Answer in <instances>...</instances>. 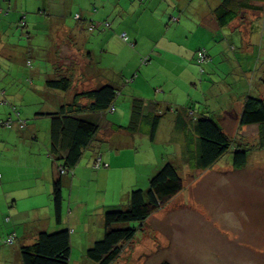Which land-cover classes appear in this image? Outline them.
Wrapping results in <instances>:
<instances>
[{
  "label": "crops",
  "instance_id": "1",
  "mask_svg": "<svg viewBox=\"0 0 264 264\" xmlns=\"http://www.w3.org/2000/svg\"><path fill=\"white\" fill-rule=\"evenodd\" d=\"M128 1V3H125L123 0H108L102 3L100 11L102 13L103 10L111 8L109 10L110 15L106 16L108 14L107 11L101 17L103 22L110 21L111 31L107 32V30H104L106 27L102 28V30L106 31L104 32L105 34H109L108 38L110 40L118 39L121 41L120 35L125 33L128 40L133 44L130 45L128 43V45L131 48L137 47L136 51L131 52V58L135 63L128 73L131 74L132 80H126L128 77L123 78L125 74L123 69L117 66L115 69L112 65L106 69L109 72L108 77H105L106 73L98 72L100 68H96L93 65L91 52L85 48L77 49L79 50L78 53L72 51L70 45L76 43L73 42V39L76 38L73 36L69 37L64 33L53 38L54 45H51L50 50L55 49L54 53L46 49L45 55L49 61L47 67L35 68L32 65L29 69H33L26 72L25 82L29 87L24 86L21 90L8 94L7 89L2 87L3 84L0 83V118L12 116L11 110H9L7 105L10 103V108L14 107L17 111L19 109L16 104L21 105L22 108L24 107L25 116L22 115L21 111H18L19 116L29 121L23 131L19 129L7 131L0 128V215L2 216V219L0 218V245H2L1 239L4 238V241H6L11 235H15L13 244L8 246H13L17 242H19V246H15L7 255L9 254V257L13 256L16 261H20V264H23L21 247L28 246L26 244H33L41 231L52 232L57 229L68 228L71 230L70 239L72 234H75L70 224L73 220L79 223L82 216L79 215L81 217L79 218L77 216L78 212L74 213L70 210V218L65 217L64 200L69 198L70 206L73 205V202L81 205L82 202H85V199L82 200V193H85V188L82 185H86V178L88 179L90 176L93 181L92 184L95 182L94 185L96 187L104 178L107 177L108 180L111 169L105 170L104 164H109L108 162H110L111 153L106 152L109 148L113 149L114 146L120 144V141H130L133 138L135 140L137 135H144L148 139L146 132L130 133L125 129L112 130L108 128V125L103 127L92 145L84 152L78 165L64 176L62 224L57 225L55 223L53 207L51 209L52 212L38 213L41 207L35 203L39 201L37 198L52 202L51 186L53 179L51 158L49 156L50 120L47 117L38 115V113L56 111L63 103L71 100L75 90L95 88L104 84L116 85L119 88L116 102L120 100L121 107L125 108L127 104L128 119L130 102L134 99L142 100L144 103L155 101L162 110L166 111L157 128L155 139L150 142H152V145L156 142V144H159L158 141L161 140L165 145H169V143L178 145L180 158L178 160L176 157H171L172 154L168 155L167 153H151L153 156L152 160L144 163V166H152L153 168L147 174L144 185L149 183L152 175L165 162L169 161L174 163L177 169L182 164L189 171L188 180H190V185L193 187H196V183H198L197 186L213 188L217 183L220 184L224 181L222 178L238 170L233 168L232 162L224 164L223 166L225 167L222 168L221 165L219 166V161L208 169H197V167L193 166L194 162L191 163L192 161H189L191 152H188L186 146L189 140H194L195 143L198 140L194 131L195 124L198 117L204 114L216 121L228 137L229 134H238L236 138H244L242 133L248 131V127L252 128V125L241 126L240 116L243 102L248 95L264 99V61L261 63L262 66L259 65L260 62L259 64L256 63V68L253 70H251V67L255 64L254 59L251 62L252 65L245 62L246 67L243 63H239V60H242L241 58L246 56L253 57L255 52L253 48L248 49L249 40L251 39L252 41L253 38L250 35H246L247 38L244 36L242 26L247 25L246 20H249L250 17L248 15L246 19V13L256 14L263 12L264 0L262 2L252 1L254 5L262 6L260 11L244 10L239 17L226 26L219 25L214 13L222 0H146L141 5L135 4L134 0ZM148 1L150 2L149 4ZM122 6H128V11L131 14L129 13V15L125 16L126 8ZM159 6H162V8ZM123 13L124 15L121 17ZM97 16L99 17L100 15ZM119 19L121 22L118 25ZM262 21V24H258V26L263 28L264 34V21ZM64 23H66V20H59L53 24L56 27H64ZM31 24L36 27V22ZM124 26H127V29ZM258 26H254V28H258ZM100 27L103 26L101 25ZM234 33L238 36L240 45L239 42L237 46L234 45L231 36ZM29 38L30 35L26 39L29 40ZM17 40H19V43L14 44L12 42L10 44L9 39L2 37L0 32V56L5 59L12 58L11 60H17L15 56H18V59L27 65L28 58L31 56L26 54L29 51V47L23 46L25 37ZM122 41L127 43L124 40ZM193 41H196L198 45L195 49H190V44ZM211 43L212 47L208 48ZM109 44L108 41V50H110ZM200 44H204L203 48L212 57V63L204 66L205 74L200 73L199 66L195 60L196 51L200 48ZM216 45H218L219 49H214ZM62 52L64 60L68 58H70V61L74 58L79 59L78 65L74 67L75 70H79V79L75 80L73 78V69L71 67L67 68L66 65L68 63L64 62V67L61 66L62 63L59 62L61 59L56 54H61ZM230 52L236 55L235 59L238 62L228 60V53ZM146 58L148 60L145 62ZM140 60L144 65L138 70L137 65H140ZM218 60H225L230 64L231 68H225L224 72H222L221 69L219 70L216 67ZM162 68L165 71H161ZM3 73H5L4 70L0 69V76ZM58 74L72 76L73 88L71 91L66 93L47 88L46 81ZM217 74L218 76H216ZM112 76H115V78H112ZM20 77L22 79L23 76L20 75ZM82 79L89 81L84 83ZM1 81L2 79L0 78ZM130 81L131 83H129ZM116 102L114 113L117 111ZM148 107L145 106L144 112L149 111ZM170 108L171 111L168 110ZM121 113L123 114V111ZM102 114L104 113L101 112L96 115L98 118L102 117L104 121L108 122V116ZM254 127L257 130L256 126ZM16 139L30 141L34 146L32 148H22V151L19 150L20 153H17V150L10 147V142ZM242 142L249 146L247 142ZM194 146L196 152L197 145ZM31 155H36V164L34 166H36V170H43V176L40 179L33 176L25 184L24 180L21 181L22 174L14 176L12 168L15 172H18L21 166L25 165L24 167H27L32 163L30 160ZM98 156H100L103 166L95 171L93 164ZM131 180H137L135 174ZM181 180H183L182 177ZM182 186L184 187L183 183ZM96 192L98 195L97 188ZM24 202L30 205L29 211H31V214L29 213L27 218L24 217V212H26L24 210ZM114 206L96 207L93 208L95 210L94 215H84L83 217H91L85 218V230L88 231L90 227L96 226L102 233L104 213L107 209L114 208ZM201 212L204 213L202 215L207 216L206 213L210 211L203 209ZM1 220L4 221L2 222ZM18 225L23 227L22 230L19 229ZM96 240L92 237V233L88 231L81 241H84L88 247ZM4 241L3 244L6 246Z\"/></svg>",
  "mask_w": 264,
  "mask_h": 264
},
{
  "label": "rangeland",
  "instance_id": "2",
  "mask_svg": "<svg viewBox=\"0 0 264 264\" xmlns=\"http://www.w3.org/2000/svg\"><path fill=\"white\" fill-rule=\"evenodd\" d=\"M106 1L108 0H0L1 36L7 37L10 44L12 42L14 44L19 43L17 39L25 37L23 46L29 47L26 54L31 55L28 58L31 66L22 63L18 56H15L17 60L5 59L0 56V69L5 72L0 76L2 79L0 83L3 84L2 87L7 89V93L19 91L24 86L29 87L25 82L26 72L33 69H29L32 65L35 68L47 67L49 61L45 53L50 50L51 45H54L53 38L64 33L69 37L76 38L73 39V42L76 43L70 45L72 51L78 53L80 49L85 48L91 52L93 65L100 68L98 72L102 74L105 72L107 74H105V77H108L109 72L106 69L112 65L115 69L117 67L123 69V72H125L123 78L128 77L126 80H132L131 74L128 73L135 63L131 58V52L136 51L137 47L131 48L128 43H123V39L121 41L118 39L110 40L108 38L109 34H105L106 31L104 30L111 31L112 27L102 30L105 27L96 26L93 30H88L90 21L100 23L103 22L101 17H103L104 12L108 11L106 16L110 15L109 10L111 8L103 10L102 13L100 11L102 3ZM123 1L125 3L129 2L128 0ZM134 2L141 5L146 0H134ZM122 7L126 8L125 16L131 14L128 11V6ZM159 7L162 8V6ZM40 10L42 13L39 12ZM77 15L81 17V21L76 20ZM123 15L124 13L121 17ZM248 15H250L249 20H246L247 25L242 26V31L246 38L249 35L253 38L252 41L249 40L248 49L253 48L255 52L253 57L241 58L242 60H239V63H243L246 67L245 62L251 64L254 59L255 64L251 67V70H253L256 68V63L259 64L260 62L259 65L262 66L261 63L264 61L263 28L258 26V24H262V20L264 21V10L262 13H246V19ZM57 17L62 21L66 20V23L63 24L64 27L54 26L52 21H56ZM33 22H36V27L32 26L31 23ZM120 22L119 19L118 25ZM22 23L27 26H23ZM254 26H258V28H254ZM125 29H127V26ZM29 35L28 40L26 38ZM231 36L234 45L237 46L238 36L235 33ZM108 41L110 50L107 49ZM69 43L71 42L69 41ZM197 45L196 41L191 42L190 49H195ZM203 45L200 44L197 51L205 49ZM211 47L212 43L208 48ZM214 49H219L218 45ZM50 51L54 53L55 49ZM56 55L61 59L59 61L62 63L61 66L64 67V62L68 63L66 66L73 69V78L75 80L79 79V70L74 69L78 65L79 59L74 58L70 61V58H68L64 60L63 52ZM235 57L236 55L233 52L228 53V60L231 62H238ZM139 62L140 65H137L138 70L144 65L141 60ZM216 67L219 70L221 69L222 72L225 68H231L225 60H218ZM161 71H165L164 68ZM20 75L23 76L22 79ZM112 78H115V76H112ZM82 80L84 83L89 81ZM120 102V100L116 102L117 111L114 114L111 112L104 114L108 116V121L113 120L126 126L129 120L127 104L126 108L121 107ZM131 104L132 101L130 102V108ZM7 105L11 110V117L15 124L11 128H1V126L0 128L7 131L15 129L23 131L29 121L22 119L18 111H21L22 115L25 116L24 107L22 108L21 105L16 104L19 109L17 111V109L10 108V103ZM121 111H123V114ZM19 120L26 122L23 128L18 127ZM242 135L244 138L238 139L236 138L238 134H229V138L234 141L247 142L248 147L251 148L247 164L244 167L222 178L224 181L220 184L217 183L218 185L216 184L215 187L206 188L197 186L198 183H196V187L191 186L190 180H188L189 171L180 164L178 173L183 179V190L181 189V192L167 198L159 209L153 211L145 222L139 225L135 237L129 242L121 244V252L112 264H160L165 261L170 264H264V149L256 147L258 136L254 126L252 128L248 127V131L242 133ZM158 143L152 145L149 138L147 139L144 135H137L135 140L133 138L130 141H120V144L106 151L111 153L109 164H104L105 170L111 169L108 180L107 177L104 178L96 187L95 182L92 184L93 181L90 176L88 179L86 178V185H82L85 188V193H82V200L85 199V202L78 203L81 205L73 202V205L70 206L69 198H65L63 203L64 216L70 218V210L74 213L78 212V217L79 215L82 216V218L79 217L81 218L79 223L73 220L70 224L75 234L71 236L69 264H97L86 257V250L92 244L87 247L85 242L81 240L88 231L92 233L94 239L99 240L103 236V232L100 233V229L96 226H92L86 231L85 218L90 216L83 217L84 215H94L95 210L93 208H102V206L107 205H115L114 208H124L129 191L134 187L146 189L148 183L146 185L143 183H145L146 176L153 167L144 166V163L152 160L154 152L155 154L159 152L172 154L171 157H176L179 160L178 145L174 143L165 145L161 140ZM33 146L30 141H22L21 139L10 142V147L17 150V153H20L19 150L22 151V148H32ZM36 158V155H31L30 160L32 163L27 167H24L25 165L21 166L18 172H15L12 168V174L14 176L22 174L21 181L24 180L25 184L33 176L40 179L43 176V170H36V166H34ZM227 163H231L230 153L219 160V166L221 165L223 168L225 167L223 165ZM95 171L97 170L95 169ZM134 174L137 180L132 181L131 178ZM96 188L98 195L96 194ZM37 199L39 201L35 203L41 207L38 213L52 212V202L44 201L42 198ZM29 206L27 202H24L25 218L28 217L29 213L31 214ZM203 209L210 211L206 213L207 216L202 215L204 214L201 212ZM0 218L2 219L1 215ZM133 225L137 224L133 223L129 226ZM18 227L21 230L23 228L20 225ZM13 237L15 238V235ZM1 241L0 264H20V261H16L13 256L9 257V254L7 255L15 246H19V242L13 246H8V244L5 246L3 244L4 238ZM86 247L87 249H85Z\"/></svg>",
  "mask_w": 264,
  "mask_h": 264
},
{
  "label": "trees",
  "instance_id": "3",
  "mask_svg": "<svg viewBox=\"0 0 264 264\" xmlns=\"http://www.w3.org/2000/svg\"><path fill=\"white\" fill-rule=\"evenodd\" d=\"M252 1L222 0L214 12L219 25H228L239 17L244 10L260 11L262 6L254 5ZM257 1L262 2L263 0ZM39 12L42 13L41 10ZM57 18L56 21L52 22H58L60 19ZM76 18V20L81 21L79 15ZM22 25L26 26L24 23ZM92 25L110 27V23L106 21L102 23L90 21L89 31ZM125 42L133 45L129 42L128 37ZM208 55L210 56V54ZM195 56L200 73L205 74L204 66L211 64L212 60L201 64L198 62L197 55ZM147 60L148 58L145 59V62ZM27 65L31 66L29 61ZM45 84L48 89L67 93L73 88V78L58 74L48 79ZM118 92L119 88L113 84H104L80 91L75 90L71 100L63 103L56 111L38 113V115L50 120L49 156L53 177L51 199L53 216L57 225L62 224L64 176L78 165L84 152L92 145L103 127L108 125V128L112 130L125 129L130 133L146 132L150 141L155 139L159 123L166 113L155 101L144 103L142 100L134 99L126 126L116 122H106L102 117H97L96 114L101 112L114 113ZM145 106H149L148 112H144ZM13 109L15 108L13 107ZM168 110L171 111V108ZM8 118L12 119L11 116L0 119L4 121ZM240 125L256 126L258 133L256 147L264 149L263 98L253 95H248L245 98ZM1 128L5 127L2 126ZM194 131L198 140L196 143L194 140H189L186 147L188 152H191L189 161L194 162L193 166L197 169L205 170L212 167L227 153L231 154L234 169H241L247 164L251 148L243 142L231 140L211 117L205 114L198 117ZM193 145H197L196 152ZM102 166L101 164L97 169ZM181 189L182 180L178 169L174 163L165 162L149 179L146 189L137 187L128 192L127 203L124 208H110L105 211L103 236L86 250L87 259L97 264H112L121 252V244L132 240L137 234L139 225L144 223L153 211L159 209L167 198L174 196ZM133 223L137 225L129 226ZM20 251L23 264H69L71 256L70 230L61 228L52 232L41 231L33 244L21 247ZM160 264L170 263L165 261Z\"/></svg>",
  "mask_w": 264,
  "mask_h": 264
},
{
  "label": "built area",
  "instance_id": "4",
  "mask_svg": "<svg viewBox=\"0 0 264 264\" xmlns=\"http://www.w3.org/2000/svg\"><path fill=\"white\" fill-rule=\"evenodd\" d=\"M94 27H96V25H92L91 28H90V30H92ZM120 37L124 41L127 40V36L124 33H122L120 35ZM196 55H197L198 62L201 63V64L210 62L212 60L211 57L208 55L207 50H205V49H201V50L197 51ZM201 72H202V70H201ZM14 124H15V121H13L11 118L4 119V121L0 119V126L1 127L3 126L5 128H11V127L14 126ZM24 126H25V121H20L19 120L18 127L19 128H23ZM101 164H102L101 163V158H100V156H98L97 159H96V161H95V163L93 164V168H96L97 169V168H99L101 166ZM14 240H15V238L13 237V235H11L5 241V243L8 244V245H10V244H12L14 242Z\"/></svg>",
  "mask_w": 264,
  "mask_h": 264
}]
</instances>
